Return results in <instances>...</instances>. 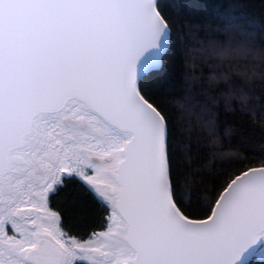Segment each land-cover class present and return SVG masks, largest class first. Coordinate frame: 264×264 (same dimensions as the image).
I'll use <instances>...</instances> for the list:
<instances>
[{"label": "snow or ice", "instance_id": "6c2138e0", "mask_svg": "<svg viewBox=\"0 0 264 264\" xmlns=\"http://www.w3.org/2000/svg\"><path fill=\"white\" fill-rule=\"evenodd\" d=\"M222 24L224 37L199 49L206 60L264 61V48L235 39L251 29ZM172 36L160 0H0V264L264 261V160L236 169L245 160L230 154L210 214L185 211L172 169L177 130L141 88ZM201 122L213 136L212 119ZM68 178L110 213L87 239L63 231L49 203Z\"/></svg>", "mask_w": 264, "mask_h": 264}, {"label": "trees", "instance_id": "16d2710c", "mask_svg": "<svg viewBox=\"0 0 264 264\" xmlns=\"http://www.w3.org/2000/svg\"><path fill=\"white\" fill-rule=\"evenodd\" d=\"M160 10L171 22L172 43L162 67L146 74L141 88L177 130L175 141L170 136V145L176 149L173 178L189 205L185 211L203 219L210 214L209 203H214L211 190L220 188L213 184L214 177L227 167L225 161L235 158L230 154L238 153L245 160L233 165L236 169L260 166L264 160V61L254 56L206 60L199 49L209 39L224 37L222 21L229 18L251 29L250 36L236 40L250 39L264 48V0H160ZM213 32L220 35H210ZM186 97H191V109L180 107L187 105ZM209 118L213 136L201 122ZM185 145L191 146V165L183 160ZM197 188L199 195L192 191ZM49 203L61 214L62 230L69 234L87 239L90 233L105 230L110 213L79 178L65 179L50 194ZM250 264L264 261L253 259Z\"/></svg>", "mask_w": 264, "mask_h": 264}, {"label": "rangeland", "instance_id": "374dc122", "mask_svg": "<svg viewBox=\"0 0 264 264\" xmlns=\"http://www.w3.org/2000/svg\"><path fill=\"white\" fill-rule=\"evenodd\" d=\"M87 171H88L89 175L92 174L91 170H87ZM92 192H93V191H92ZM93 193H94V192H93ZM94 195L97 197V195H96L95 193H94ZM97 198H98V197H97ZM98 200H99L101 203L104 204V202L102 201V199L98 198ZM253 259H255V260H261L259 256H255V257H253L251 260H253Z\"/></svg>", "mask_w": 264, "mask_h": 264}, {"label": "water", "instance_id": "95a60500", "mask_svg": "<svg viewBox=\"0 0 264 264\" xmlns=\"http://www.w3.org/2000/svg\"><path fill=\"white\" fill-rule=\"evenodd\" d=\"M145 75H146V74H145ZM145 75H144V76H145ZM144 76H143V77H144Z\"/></svg>", "mask_w": 264, "mask_h": 264}]
</instances>
